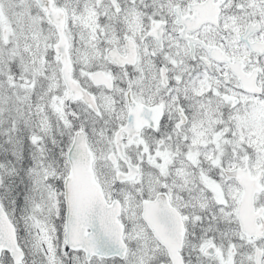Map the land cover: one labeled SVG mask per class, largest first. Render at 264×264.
<instances>
[{
	"label": "snow or ice",
	"instance_id": "obj_1",
	"mask_svg": "<svg viewBox=\"0 0 264 264\" xmlns=\"http://www.w3.org/2000/svg\"><path fill=\"white\" fill-rule=\"evenodd\" d=\"M0 264H264V0H0Z\"/></svg>",
	"mask_w": 264,
	"mask_h": 264
},
{
	"label": "rangeland",
	"instance_id": "obj_2",
	"mask_svg": "<svg viewBox=\"0 0 264 264\" xmlns=\"http://www.w3.org/2000/svg\"><path fill=\"white\" fill-rule=\"evenodd\" d=\"M7 147V146H6Z\"/></svg>",
	"mask_w": 264,
	"mask_h": 264
}]
</instances>
